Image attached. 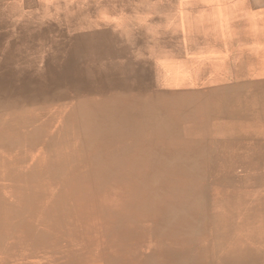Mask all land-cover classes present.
<instances>
[{"label": "bare ground", "instance_id": "bare-ground-1", "mask_svg": "<svg viewBox=\"0 0 264 264\" xmlns=\"http://www.w3.org/2000/svg\"><path fill=\"white\" fill-rule=\"evenodd\" d=\"M9 6L0 4V171L38 192L25 199L47 249L55 225L74 241L36 264H264V69L143 95L122 78L72 81L40 22ZM262 45L237 60L264 59ZM9 218L0 210V234ZM198 237L205 262L189 246Z\"/></svg>", "mask_w": 264, "mask_h": 264}, {"label": "rangeland", "instance_id": "rangeland-1", "mask_svg": "<svg viewBox=\"0 0 264 264\" xmlns=\"http://www.w3.org/2000/svg\"><path fill=\"white\" fill-rule=\"evenodd\" d=\"M2 3L4 7L10 5L3 9L4 13H16L29 26L40 22L43 43L54 51L57 63L65 64L64 77L68 80L122 78L133 88L132 93L143 95L169 85L189 86L195 77L242 75H228L230 68L264 69V59L253 58L249 63L237 60L245 50L258 52L260 42L264 47V0H1ZM157 41L162 44L159 46ZM215 132L207 131L212 138L220 139ZM17 185L0 171V210L9 213L11 219L4 226V230L10 227L9 233L0 234V264H36L46 259L45 252L59 248L69 251L74 241L64 225L46 230L52 235L53 245L49 249L44 246L43 234L39 235L38 230L45 229V222L32 212L33 203L25 199L38 192H28ZM59 227L61 232L53 234ZM206 243L200 237L190 242L195 260H210L209 252L201 249Z\"/></svg>", "mask_w": 264, "mask_h": 264}]
</instances>
